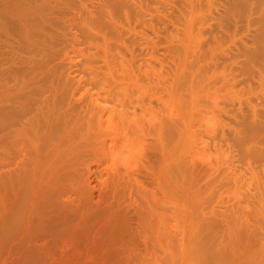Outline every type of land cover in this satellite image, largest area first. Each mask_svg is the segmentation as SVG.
<instances>
[{
  "label": "bare ground",
  "instance_id": "obj_1",
  "mask_svg": "<svg viewBox=\"0 0 264 264\" xmlns=\"http://www.w3.org/2000/svg\"><path fill=\"white\" fill-rule=\"evenodd\" d=\"M157 31L180 61L169 101L184 112L177 129L163 107L150 135L160 116L136 63L156 57ZM73 56L75 79L61 63ZM239 84L257 100L236 104ZM196 124L206 147L184 157ZM128 196L149 257L118 240ZM177 260L264 264V0H0V264Z\"/></svg>",
  "mask_w": 264,
  "mask_h": 264
},
{
  "label": "rangeland",
  "instance_id": "obj_2",
  "mask_svg": "<svg viewBox=\"0 0 264 264\" xmlns=\"http://www.w3.org/2000/svg\"><path fill=\"white\" fill-rule=\"evenodd\" d=\"M214 9V8H213ZM214 11V10H213ZM208 14H210V11H207ZM76 33V32H75ZM71 35H73V32L70 33ZM79 36V35H78ZM153 40L155 41L156 45V57L154 58V60H150L149 56L146 57H142L139 56L137 59V63L136 66L137 68V73L139 74V76H141V84L143 85V88L145 89V86H147L146 88L148 89V96H151L153 98V106L154 109L156 111H158V115L160 117H153L148 114L147 115V119L148 121V130L150 135L154 132V130L156 129L157 125H159V122L163 116V107L166 109V112L169 114V118L171 120L172 123H174L173 125L178 129L181 128V122H182V117H183V110L180 109L181 107H178L174 101L171 102L170 97L172 99L171 95V85L174 83L175 81V73L177 71V66L179 65L180 61L177 57L171 56L166 54L165 50L167 49V47H169L170 45L167 44V40L165 39V37L163 36V34L160 31H157L156 33H154L152 35ZM207 34L205 35V39H207ZM171 44V43H170ZM165 51V52H164ZM72 54V53H71ZM151 61L152 66H146V61ZM190 62H194V60H188V63ZM63 63L62 67L63 70L66 72V74H69L71 76V79H75L78 78L77 77V70H76V65L79 63V58L73 56V57H67L65 59ZM143 63V64H142ZM142 69V72H139V69ZM146 73H149L150 77H147ZM79 76V74H78ZM241 78V77H239ZM140 84V85H141ZM145 85V86H144ZM244 86V84H239L236 87V92L232 93V97L233 98H237L236 104L242 101H246L247 98H252L253 100H257V94L255 96H253L252 94H250L249 92H243L242 91V87ZM180 95H186V93L184 91H180L179 92ZM173 100V99H172ZM223 119V121L228 122L229 118L228 116H226L225 114L222 115L221 117ZM208 123V122H207ZM206 123V124H207ZM206 124H196L193 128V138L191 141H183L181 146L183 149V154H181V150L179 153H177V155H179L178 157H176V160H178V158H184V157H192L194 156V154L200 150L205 148V144L202 140L203 137V133L205 132V127ZM236 123L235 120L232 119L231 122V126L235 127ZM150 140H155V138L153 136H149ZM232 141V140H231ZM233 148L236 150L238 147H236V143L231 142ZM144 157L146 160V163L150 166L152 165L153 167H158V165L160 164L161 160H162V152L160 151V149H154V148H147L145 149V153H144ZM228 152H226L224 155L220 156V160L222 161V159H228L229 157L227 156ZM184 155V157H183ZM198 158V157H197ZM194 159L195 162V168L197 167L199 169V167H201L202 173L207 170H209V167L207 168V165H205V160L202 162L201 159ZM204 159H207L206 157ZM200 160V161H199ZM145 162V161H144ZM200 164V165H199ZM200 168V169H201ZM102 167L99 166V170H101ZM199 169V170H200ZM201 171V170H200ZM198 170L194 171L195 177L198 178L199 172ZM141 178H143V180L145 181V184L148 186V188L152 191H155L157 193L158 196H160V191L159 189L154 185V183L147 178L146 176H140ZM200 177V176H199ZM201 179V178H200ZM98 183V179L94 178L93 184H97ZM98 191V190H96ZM99 192V191H98ZM242 192H239L237 189H230L229 192L225 193V199H228V197H240L242 196ZM205 196V195H204ZM203 196V201L206 200V198ZM174 205H175V210H177L178 212L175 214V217L173 218V238L175 240V243L180 242L182 240L183 237V232H184V222L183 219L178 216V215H182V211L181 209L184 208L183 204L180 202L179 198L177 195H174ZM219 198H217L218 200ZM122 207L124 209V219L122 221V223L124 224L118 233V240H122L126 243H131L133 242L136 249L141 251L145 256L149 257L148 254L146 253L145 249H146V245L144 244L143 240L141 237L138 236L137 230L138 227L136 226V220L137 217L135 216V211L133 206L131 205V201L129 196L126 198V201H122ZM205 204H207L205 202ZM208 205V204H207ZM207 205H202L201 202V208L203 210L207 209L206 206ZM203 206V207H202ZM211 205H209L210 207ZM208 207V209H210ZM213 207V206H212ZM226 207L224 205H216V209H225ZM205 211V210H204ZM203 211V212H204ZM209 217V215L207 216ZM211 218L212 215H210ZM184 218V216H183ZM203 219V216L200 217ZM176 253H178L176 251ZM178 255V254H175ZM179 258V257H178ZM149 260L144 261L143 263H147ZM181 261L177 260V264H180ZM114 264V263H112ZM136 264V263H134ZM149 264H154V262H151Z\"/></svg>",
  "mask_w": 264,
  "mask_h": 264
}]
</instances>
